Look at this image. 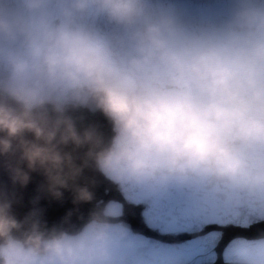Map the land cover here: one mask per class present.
I'll return each instance as SVG.
<instances>
[{"label":"clouds","instance_id":"1","mask_svg":"<svg viewBox=\"0 0 264 264\" xmlns=\"http://www.w3.org/2000/svg\"><path fill=\"white\" fill-rule=\"evenodd\" d=\"M0 72V151L32 132L23 157L45 167L55 195L79 171L58 144L100 143L95 129L77 130L65 100L112 122L116 135L94 153L106 173L264 188L258 0H233L223 19L199 29L152 15L146 0H17L0 8ZM79 198L90 194L81 189ZM19 228L0 207V264H86L82 237L39 220Z\"/></svg>","mask_w":264,"mask_h":264},{"label":"flooded vegetation","instance_id":"2","mask_svg":"<svg viewBox=\"0 0 264 264\" xmlns=\"http://www.w3.org/2000/svg\"><path fill=\"white\" fill-rule=\"evenodd\" d=\"M97 170L94 214L77 231H64L84 239L86 264H211L218 244L224 262L264 260V237L239 234L258 232L253 224L264 220V188L195 175L137 181ZM82 185L89 192L88 182Z\"/></svg>","mask_w":264,"mask_h":264},{"label":"water","instance_id":"3","mask_svg":"<svg viewBox=\"0 0 264 264\" xmlns=\"http://www.w3.org/2000/svg\"><path fill=\"white\" fill-rule=\"evenodd\" d=\"M49 115H54L51 105H49ZM66 115L72 119L80 133L89 128L95 129L100 143L95 146L88 143L77 145L71 141L58 144L61 153L69 155L74 166L79 169L74 176H69L66 185L58 186L59 195H55L50 190V181L45 167L39 163L30 167L28 160L23 157V142L36 141L32 132L25 131L21 136L10 138V148L7 151H0V207H3L20 223L16 235H21L24 229H29L34 220H39L40 227L45 230L55 228L75 232L94 214L92 212L94 206L90 207V202H94L98 197L93 195V192L98 188L101 176L97 170L94 153L112 140L114 127L100 110L75 106L72 102L66 103ZM4 136L6 133L0 132V137ZM90 149L93 155H89ZM18 170L21 174H26V181L19 178ZM64 172H69L67 166ZM83 180L88 182L89 199L79 198V191L84 189ZM79 185L82 187L79 188ZM100 187L101 192L103 186L100 185ZM253 226L258 232L247 234L242 231L240 235L253 238L264 237V221L255 223ZM214 264L240 263H221L219 259V263Z\"/></svg>","mask_w":264,"mask_h":264},{"label":"rangeland","instance_id":"4","mask_svg":"<svg viewBox=\"0 0 264 264\" xmlns=\"http://www.w3.org/2000/svg\"><path fill=\"white\" fill-rule=\"evenodd\" d=\"M258 2L264 3V0H258ZM146 3L148 11L154 16L174 15L190 28L199 29L223 19L231 10L233 0H146ZM67 102L70 101L65 103ZM90 203V207H92L93 202ZM222 240L225 241V239ZM256 245L262 246L264 241L262 245L261 242ZM217 251L218 257L211 264L219 263V259L221 263H240L239 261L224 262L222 248L219 244L217 245ZM235 252L230 251L229 254L233 255ZM125 253V251L122 252V254ZM260 264H264V260Z\"/></svg>","mask_w":264,"mask_h":264},{"label":"trees","instance_id":"5","mask_svg":"<svg viewBox=\"0 0 264 264\" xmlns=\"http://www.w3.org/2000/svg\"><path fill=\"white\" fill-rule=\"evenodd\" d=\"M17 0H0V8H3L5 5L14 6L16 4ZM3 73L0 72V78H2ZM69 101V100H65Z\"/></svg>","mask_w":264,"mask_h":264}]
</instances>
